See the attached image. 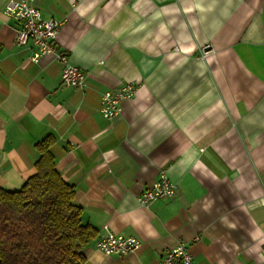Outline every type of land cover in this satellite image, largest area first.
<instances>
[{
	"label": "crops",
	"instance_id": "0c3cea01",
	"mask_svg": "<svg viewBox=\"0 0 264 264\" xmlns=\"http://www.w3.org/2000/svg\"><path fill=\"white\" fill-rule=\"evenodd\" d=\"M63 23L57 43L85 72L61 83L53 53L31 59L0 0V186L35 172L51 135L83 223L86 264H158L187 243L194 264H264V0H33ZM209 45L201 56V47ZM136 85L107 119L100 96ZM176 194L141 204L161 170ZM138 247L106 255L103 235ZM197 237V239H195Z\"/></svg>",
	"mask_w": 264,
	"mask_h": 264
},
{
	"label": "trees",
	"instance_id": "16d2710c",
	"mask_svg": "<svg viewBox=\"0 0 264 264\" xmlns=\"http://www.w3.org/2000/svg\"><path fill=\"white\" fill-rule=\"evenodd\" d=\"M54 138L36 141L35 172L15 190L0 186V264H86L97 229L81 219L74 187L55 167Z\"/></svg>",
	"mask_w": 264,
	"mask_h": 264
},
{
	"label": "built area",
	"instance_id": "2783aa9c",
	"mask_svg": "<svg viewBox=\"0 0 264 264\" xmlns=\"http://www.w3.org/2000/svg\"><path fill=\"white\" fill-rule=\"evenodd\" d=\"M3 12L18 22L15 43L25 44L31 41L36 46L31 59L37 60L43 53H53L61 64V83L65 86L83 87L85 72L70 62L67 51L57 43V34L63 23L54 16L44 18L33 0H4ZM209 45L201 47V56L208 52ZM136 85L132 82L121 83L113 89L105 90L100 96V112L104 118L110 119L121 111L120 100L131 97ZM176 194V184L169 179L166 171H160L157 179L147 185L138 196L141 204L159 198H171ZM197 239V237H195ZM96 248L106 255L125 254L135 250L139 241L134 236L103 235L97 238ZM158 264H194L187 243L178 241L174 246L166 248Z\"/></svg>",
	"mask_w": 264,
	"mask_h": 264
}]
</instances>
